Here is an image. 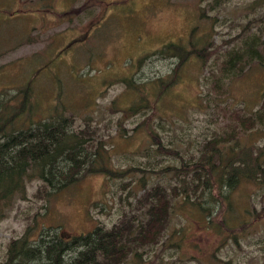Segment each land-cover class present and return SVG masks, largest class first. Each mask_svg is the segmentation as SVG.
<instances>
[{"label": "rangeland", "instance_id": "374dc122", "mask_svg": "<svg viewBox=\"0 0 264 264\" xmlns=\"http://www.w3.org/2000/svg\"><path fill=\"white\" fill-rule=\"evenodd\" d=\"M249 1L0 0V88L13 91L29 84L30 99L41 110L61 102L75 113L76 123L82 125V119L89 118L88 123L106 139L112 167H149L153 156L145 148L155 144L146 140L142 128L131 129L143 112L127 115L110 103L114 99L123 107L140 94L126 90L123 77L142 82L170 72L173 57L149 53L167 41L186 44L193 25L194 37L209 43L208 58L199 65L188 57L177 70L178 78L159 99L157 110L162 117L153 116L152 125L161 142L186 159L188 154L197 155L198 141L218 138L232 128L235 135H250L254 144L264 147V130L257 133L254 129L259 122L251 128H241L238 123L260 105L264 66H249L230 77L222 75L216 84L207 70L212 67L218 73L225 49L239 43L238 35L245 32L252 15ZM263 9L264 5L261 12ZM254 116H264V111ZM121 127L128 133L125 137L116 135ZM150 153L163 165L179 162L178 156L169 153L154 149ZM139 174H128L123 180L89 174L48 200L34 195L39 181L30 180L26 197L17 199L0 219V259L6 243L29 225H35L31 236L40 226L62 235L85 232L95 224L110 226L133 202L135 188L130 190L121 182ZM248 191H253L251 200ZM231 200L236 204L233 213L250 203L258 210L264 206V192L241 183ZM206 225L194 207L186 204L175 210L167 227L174 232L166 246L147 248L141 264H224L221 259L233 264H263L264 222L246 234H236L235 241L225 231L218 232L217 225Z\"/></svg>", "mask_w": 264, "mask_h": 264}, {"label": "trees", "instance_id": "16d2710c", "mask_svg": "<svg viewBox=\"0 0 264 264\" xmlns=\"http://www.w3.org/2000/svg\"><path fill=\"white\" fill-rule=\"evenodd\" d=\"M248 4L252 15L245 23V32L238 35L239 43L225 49L218 73L207 67L212 84L222 75L230 77L249 66H264V0H250ZM194 32L192 25L186 44L167 41L149 53L158 54V58L173 57L175 65L170 72L142 82L123 77L124 88L140 94L123 107L116 105L114 99L110 103V107L127 115L143 112L142 119L131 129L142 128L146 140L155 144L145 148L153 156L148 160L149 167H112L106 139L95 125L88 123L89 118L84 117L82 125L76 123L75 113L67 111L61 102L41 110L38 102L30 99L29 84L16 86L13 91L0 88V219L17 199L26 197V184L32 179L39 181L34 195L48 200L89 174L123 180L128 174L140 173L121 182L123 187L135 188L133 202L122 209L110 226L95 224L85 232L69 235L40 226L31 236L35 225H29L6 243L0 264H128L135 259L141 264L147 248L155 244L166 246V239L174 232L167 228L170 217L186 204L194 207L206 226L217 225L218 232L225 231L234 241L236 234H246L264 222V206L256 210L250 203L233 213L236 204L231 200L232 192L241 183L257 186L264 192L262 144H254L250 135H235L237 131L231 128L218 138L198 141L197 155L188 154L183 159L179 150L161 142L152 125L153 116L162 117L157 110L159 99L178 78L177 70L187 58L192 56L199 65L208 58L209 43L199 42ZM141 58L136 59L137 65ZM259 111H264V91L258 109L237 121L240 127L251 128L259 122L254 129L257 133L264 130V116H254ZM127 134L124 129L116 133L119 137ZM150 149L178 156L179 162L160 164ZM252 193L247 192L249 200ZM221 260L233 264L228 259Z\"/></svg>", "mask_w": 264, "mask_h": 264}]
</instances>
